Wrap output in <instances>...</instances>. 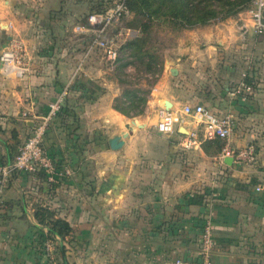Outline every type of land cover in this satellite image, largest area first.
I'll list each match as a JSON object with an SVG mask.
<instances>
[{"label": "crops", "instance_id": "crops-1", "mask_svg": "<svg viewBox=\"0 0 264 264\" xmlns=\"http://www.w3.org/2000/svg\"><path fill=\"white\" fill-rule=\"evenodd\" d=\"M106 4L0 0V51L19 41L29 61L20 78L3 74L0 64V161L13 158L65 92L43 136L55 170L48 177L16 172L3 192L0 264H192L207 224L215 243L210 264H264V32H254L249 8L184 29L164 49L144 111L128 117L113 107L121 94L117 64L97 49L85 56L89 36L74 30ZM129 17L112 28L123 40L138 35L122 24ZM166 100L173 109L201 103L232 114L229 151L221 154V139L183 149L184 136L200 131L189 115L173 132L158 131ZM123 132L122 146L112 149L109 139ZM249 144L254 162L233 156ZM38 208L71 227L55 236L61 248L54 262Z\"/></svg>", "mask_w": 264, "mask_h": 264}, {"label": "built area", "instance_id": "built-area-1", "mask_svg": "<svg viewBox=\"0 0 264 264\" xmlns=\"http://www.w3.org/2000/svg\"><path fill=\"white\" fill-rule=\"evenodd\" d=\"M249 13L253 22L254 32H264V0H252ZM129 14L126 0H107V4L85 16L83 23L75 25L76 32L87 34L89 42L85 56L93 49L100 51L102 58L109 65H116L119 58L120 43L117 41V33L112 37L108 34L117 26L123 17ZM28 57L25 55V47L19 41H12L0 51V64L3 74H11L17 78L23 77L29 71ZM246 90L250 86L242 83ZM65 92L60 94L50 103L48 113L33 127L29 135L18 146L11 160L0 161V201L5 187L12 175L16 172L43 171L52 173L54 160L46 154L43 147V136L48 124L56 112L60 109ZM183 115L191 116L199 125V132H190L180 141L183 149L189 150L198 147L203 141L221 139L225 142L221 148V154L229 151L227 142L232 134L233 116L230 113L220 114L214 112L204 104L185 103L178 109L161 106L157 111L156 128L160 132L171 133L175 126L182 121ZM233 156L245 162L256 160V150L252 144L232 152ZM260 189V186H256ZM214 239L211 233V225L207 224L203 230L198 260L192 264H210L211 254L214 248ZM47 253H51V243L45 242ZM179 264H191L177 261Z\"/></svg>", "mask_w": 264, "mask_h": 264}, {"label": "trees", "instance_id": "trees-1", "mask_svg": "<svg viewBox=\"0 0 264 264\" xmlns=\"http://www.w3.org/2000/svg\"><path fill=\"white\" fill-rule=\"evenodd\" d=\"M126 3L129 14L135 21V24L130 27L138 29V35L125 40L122 45L129 50L134 60L122 62L118 60L119 63L117 62L116 77L121 86V94L114 98L113 107L124 115L132 117L144 111L147 101L146 94L150 92L156 77L150 84V88L143 89L139 84H134L133 87L123 86L125 80L117 75L119 71L123 73L129 64L141 63L148 71L151 70V61L156 54L153 46H147V44L151 39V28L154 24L170 25L177 30L189 29L222 20L241 9L250 8L252 0H126ZM101 8L103 6H99V9ZM143 56H147L148 60L145 61ZM162 64L163 57L157 62L158 69L154 72L156 75L160 73ZM244 83L247 84L245 80ZM53 163L55 168V162ZM2 206H4L3 194L0 201V207ZM34 213L38 222L46 225L48 238L65 237L71 230L66 220L52 218L53 212L49 209L38 208Z\"/></svg>", "mask_w": 264, "mask_h": 264}, {"label": "rangeland", "instance_id": "rangeland-1", "mask_svg": "<svg viewBox=\"0 0 264 264\" xmlns=\"http://www.w3.org/2000/svg\"><path fill=\"white\" fill-rule=\"evenodd\" d=\"M122 24L126 27H130L132 24H135V21H134L133 17H129L128 19H124L122 21ZM130 28H133V27H130ZM181 31H183V30H177V28H174L170 25L154 24L151 28V39L149 41V44H147V46H150V45L153 46V51L156 54V57L151 61V65H152V68L150 70L151 72L148 71V69L146 68V66L144 64H141V63H136V65L131 64L132 66H130L131 67L130 71L127 72V71L123 70V73H120V71H119V73L117 75V76H120L123 80H125L123 82V86L133 87V86H135L134 84H139L140 82L144 81L145 85L142 86V88L143 89L150 88V84L152 83V81L156 77V73H154V72L158 69L157 62H159L161 60V58L163 57L164 49L172 46L175 43L176 37L178 36V34ZM114 34H115L114 31L111 30L108 35L110 37H112ZM117 41H118V43H120V52H119V58H118L119 62L120 61L122 62V61L134 60L133 57L130 56L129 50L122 46L124 44L125 40H123V38L117 37ZM252 51L253 50L251 49V45H250V47H248V49H246L245 55L251 56ZM98 54H99V56L102 57L101 53L98 52ZM143 58L145 61L148 60L147 56H143ZM103 61H104V59H103ZM246 64H248V63H246ZM116 74H117V72H116ZM23 141L24 140H20L19 145ZM43 147H44V145H43ZM44 150H45L46 154L48 155V150L45 147H44ZM41 229H42L44 235L46 234L45 235L46 238L44 237L43 241L46 242L48 240V243H51V246H50L51 252L54 254L51 259L54 262V260L57 259V257H55V253L59 252L60 248H61L60 241H58L54 238H48L49 236H48V233L45 231V229H43L42 227H41ZM43 247H44V249H46L45 244L43 245Z\"/></svg>", "mask_w": 264, "mask_h": 264}, {"label": "water", "instance_id": "water-1", "mask_svg": "<svg viewBox=\"0 0 264 264\" xmlns=\"http://www.w3.org/2000/svg\"><path fill=\"white\" fill-rule=\"evenodd\" d=\"M164 106L166 108H169L170 107V102L166 100L164 102ZM133 122H134V120H133ZM127 134H128V132H123V134H121V135H114V136H112L109 139L110 147L112 149H118V148H120L122 146V144H123V141H124L123 137H126Z\"/></svg>", "mask_w": 264, "mask_h": 264}]
</instances>
